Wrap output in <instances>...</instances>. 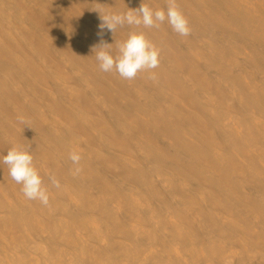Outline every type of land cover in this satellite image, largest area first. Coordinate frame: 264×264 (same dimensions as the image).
<instances>
[{
  "label": "bare ground",
  "instance_id": "obj_1",
  "mask_svg": "<svg viewBox=\"0 0 264 264\" xmlns=\"http://www.w3.org/2000/svg\"><path fill=\"white\" fill-rule=\"evenodd\" d=\"M176 2L186 37H103L115 57L143 32L154 82L101 71L93 46L100 14L167 0H0V157L30 146L49 194L0 164V264H264V0Z\"/></svg>",
  "mask_w": 264,
  "mask_h": 264
},
{
  "label": "clouds",
  "instance_id": "obj_2",
  "mask_svg": "<svg viewBox=\"0 0 264 264\" xmlns=\"http://www.w3.org/2000/svg\"><path fill=\"white\" fill-rule=\"evenodd\" d=\"M97 36L99 44L93 46L99 68L103 72L119 74L122 79L133 80L141 71L148 72V79L157 80L154 71L160 64V49L149 41L143 32H132L127 40L118 46V55L115 57L110 53L109 46L103 37L105 30L115 33L118 26H141L145 28H158L165 21L172 30L182 37L190 35L189 22L183 12L179 9L176 0H167V10H153L145 3L138 9H129L126 13L100 14ZM20 123L27 124L23 116H18ZM69 159L74 168L72 174L78 175L82 168L80 161L81 154L72 150L69 152ZM0 164L7 165L9 176L17 184H20L21 191L29 200H39L43 205L49 204V194L43 187L42 177L33 163L30 146L14 145L6 155L0 157ZM52 185L60 189L61 184L54 176L50 177Z\"/></svg>",
  "mask_w": 264,
  "mask_h": 264
}]
</instances>
